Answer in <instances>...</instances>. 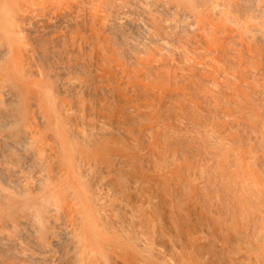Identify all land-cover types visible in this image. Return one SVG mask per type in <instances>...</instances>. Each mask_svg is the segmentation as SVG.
Wrapping results in <instances>:
<instances>
[{
	"label": "rangeland",
	"instance_id": "374dc122",
	"mask_svg": "<svg viewBox=\"0 0 264 264\" xmlns=\"http://www.w3.org/2000/svg\"><path fill=\"white\" fill-rule=\"evenodd\" d=\"M169 1L0 0V264H264V24Z\"/></svg>",
	"mask_w": 264,
	"mask_h": 264
},
{
	"label": "bare ground",
	"instance_id": "6f19581e",
	"mask_svg": "<svg viewBox=\"0 0 264 264\" xmlns=\"http://www.w3.org/2000/svg\"><path fill=\"white\" fill-rule=\"evenodd\" d=\"M172 1V0H171ZM186 1H188V0H186ZM160 2V0H149V2H147L148 3V8L151 10V7H155L154 9H152L153 11L154 10H156L158 7H159V5L158 4H160L161 2H162V0H161V2ZM167 2L169 3V4H171L172 5V3H170V1L169 0H167ZM191 5H192V8L194 9L195 7H196V10L197 9H199L200 10V12H202L203 14H205V15H208V17H210V18H212V19H214V18H217L218 20H220V19H226V21H233V23H234V21L235 20H237V19H253V20H258L261 24H264V0H189L188 1ZM145 3H146V1H145ZM149 3H150V5H152L151 7H149ZM163 3H165V0H163ZM188 3V4H189ZM166 4V3H165ZM164 4V5H165ZM188 4H186V5H188ZM188 5V7L187 8H189V6H191V5ZM147 5V4H146ZM158 5V7L156 8V6ZM175 5V4H174ZM160 6H161V8H163V5H161L160 4ZM166 6H167V4H166ZM193 6H195V7H193ZM147 7V6H146ZM170 6L168 5V7L167 8H169ZM173 8V7H172ZM178 8V7H177ZM159 9V8H158ZM157 9V10H158ZM170 9V10H169ZM168 10V12H170L171 11V8H169ZM185 9V8H184ZM183 9V10H184ZM190 9V8H189ZM189 9L187 10V11H189ZM162 10L163 9H159V13H160V11L162 12ZM165 10L166 11H164V12H167V9H166V7H165ZM175 10V9H174ZM192 9H190V11L189 12H187V13H190V12H192L191 11ZM178 11H179V9H178ZM182 12V11H181ZM185 12V13H186ZM163 14V13H162ZM167 14V13H166ZM182 15H186V14H182ZM191 15H193V13H191ZM181 16V15H180ZM189 15H187V16H185V18L187 17V19L189 18L188 17ZM182 17V16H181ZM186 19V20H187ZM190 19H191V17H190ZM190 19H188V20H190ZM195 19V18H194ZM159 20V19H158ZM221 21V20H220ZM249 21V20H248ZM3 22H6V21H4V19H3ZM190 22V21H189ZM188 22V23H189ZM192 22V21H191ZM189 23V24H193V23ZM254 22V21H253ZM186 23V22H185ZM185 26H188V25H185ZM214 27V26H213ZM213 27L212 28H210V26H209V28L211 29V30H213ZM188 28H189V26H188ZM224 28V27H223ZM233 28V27H232ZM209 29V30H210ZM222 29V28H221ZM252 29V30H251ZM115 30H117L118 31V27H115ZM215 31H216V29H215ZM228 31H232V30H229L228 29ZM244 31V32H243ZM182 32V31H181ZM210 32V31H209ZM213 32V31H212ZM211 32V33H212ZM218 32V31H217ZM220 33H222V32H220ZM230 33V32H229ZM214 34H215V32H214ZM226 34V33H225ZM225 34H223V35H225ZM217 35V34H216ZM260 35V34H259ZM217 36H220L219 34L217 35ZM222 36V35H221ZM227 37V36H226ZM225 37V38H226ZM233 37H235L236 38V40H238V42L236 43V40H234L233 39ZM224 38V39H225ZM232 38V39H231ZM263 38V37H262ZM220 39H221V37H220ZM228 38H226V40H227ZM229 39H231L230 40V43H231V41L233 40V41H235V44H236V46H239L240 48L244 45V44H249L250 45V47H258L259 45H260V39L257 37V36H255V33H253V28H249V29H243V27L242 28H239L238 29V34L237 35H235V36H232V37H230ZM227 41H229V40H227ZM232 41V42H233ZM224 42V41H223ZM225 43H227V42H224V44ZM229 43V42H228ZM234 43V42H233ZM261 46V45H260ZM252 49V48H251ZM206 51V50H205ZM224 50H222L221 52H223ZM231 52V51H230ZM230 52H228L229 54V56L228 57H226L227 59H225L226 60V62H227V64H228V66L227 67H230V69H234L235 67H236V65L238 64L236 61V58L235 57H233L232 55L234 54L235 55V53H233V52H231V53H233L232 55H231V53ZM219 53H220V51H219ZM226 52H224V54H225ZM214 54H216V53H214ZM218 54V53H217ZM223 54V53H222ZM223 54V55H224ZM226 55V54H225ZM224 55V56H225ZM254 55V54H253ZM221 57H222V55H220ZM223 56V57H224ZM230 56H232V57H230ZM251 56V55H250ZM255 56V55H254ZM221 57H220V59H221ZM234 58H235V60H234ZM209 59V58H208ZM252 59V58H251ZM250 59V60H251ZM264 67V66H263ZM192 69V68H191ZM202 71L204 70V68L203 69H201ZM256 70V69H255ZM201 72V71H200ZM206 72H207V70H206ZM256 72H257V70H256ZM256 72H255V76H256ZM198 73H199V71H198ZM198 73H196V74H198ZM264 73V72H263ZM254 74V73H253ZM258 75H260V74H258ZM195 77H196V75H195ZM195 77H194V80H196L195 79ZM246 77V76H245ZM253 78V77H252ZM234 80V79H233ZM254 80H255V77H254ZM199 82H204V80H201V79H199L198 80ZM246 81V80H245ZM207 82V81H206ZM236 82V81H235ZM209 83V82H208ZM241 83V82H240ZM242 84V83H241ZM245 84V83H244ZM201 86H202V84H201ZM246 86V85H245ZM244 87V86H243ZM247 87V86H246ZM245 87V88H246ZM251 87V86H250ZM199 88V87H198ZM256 88V87H255ZM255 88H252L253 90H255ZM259 88V87H258ZM220 89V88H219ZM247 89H249V87H247ZM264 89V88H263ZM253 90H251V93L253 92ZM262 90V89H261ZM257 91V90H256ZM260 91V90H259ZM215 92V91H214ZM262 92V91H261ZM221 93V92H220ZM254 93V97L256 98V96H258V94H260V96L261 95H264V94H261L260 92L257 94L255 91L253 92ZM237 94V93H236ZM257 94V95H256ZM252 95V94H251ZM228 96V95H227ZM253 97V96H252ZM262 97V96H261ZM260 97V98H261ZM238 98H239V96H238ZM257 98H259V96L257 97ZM256 98V99H257ZM259 98V99H260ZM263 98V97H262ZM261 98V99H262ZM228 99V98H227ZM241 99V98H240ZM243 102V101H242ZM261 102V101H260ZM259 102V103H260ZM254 104V103H253ZM250 106V105H249ZM262 106V105H261ZM243 107V106H242ZM253 107V106H252ZM257 107V106H256ZM239 110V109H238ZM250 110V109H249ZM255 112V111H254ZM254 112H250L248 115H247V117H248V119H256V117H257V114H255ZM262 112V111H261ZM241 113V112H240ZM244 113V112H243ZM242 113V114H243ZM245 113H246V111H245ZM248 113V112H247ZM262 115V114H261ZM244 119V118H243ZM257 120V119H256ZM259 122V121H258ZM261 122V121H260ZM246 125V124H245ZM257 126V125H256ZM253 129V128H252ZM246 130H248V128L246 129ZM254 131V130H253ZM247 135V134H246ZM250 135V134H249ZM248 136V135H247ZM228 144V143H227ZM229 146V145H228ZM206 147L207 148H209V150H210V153H211V155L213 156V157H217V156H220V157H228V152H227V145L224 143V142H222L221 140H219L218 139V137H211V138H209V140H207L206 141ZM208 150V149H207ZM235 181V180H234ZM253 181V180H252ZM258 183V182H257ZM250 185H251V183H250ZM236 186V185H235ZM263 186V185H262ZM238 188L239 187H235V189H237L238 190ZM262 188V187H261ZM245 191V190H244ZM260 193V192H259ZM259 193H257V194H253V195H255V196H253V199L252 198H250V201L249 202H253V203H256V202H258V200L260 201L261 199V196L262 195H260ZM245 198H249V197H245ZM242 200V199H241ZM249 200V199H248ZM263 200V199H262ZM243 202H245V200L243 201ZM247 202V201H246ZM248 203V202H247ZM251 203H248L249 204V206H251L250 204ZM246 206V205H245ZM85 208V207H84ZM260 210V209H259ZM263 213V212H262ZM85 214V213H84ZM260 224V223H259ZM90 225H93V224H90ZM88 227V226H87ZM258 228V227H257ZM78 232V231H77ZM80 232V231H79ZM89 232V231H88ZM95 232V231H94ZM261 232V231H260ZM82 232H80V233H78V235H77V242L78 243H80L81 242V236H80V234H81ZM97 233V232H96ZM264 233V232H263ZM87 234V233H86ZM85 235V234H84ZM261 237H262V235H260ZM86 237V236H85ZM95 238V237H94ZM84 241V240H83ZM103 256V255H102ZM106 260V259H105ZM107 261V260H106ZM105 264H107V262L105 263Z\"/></svg>",
	"mask_w": 264,
	"mask_h": 264
}]
</instances>
